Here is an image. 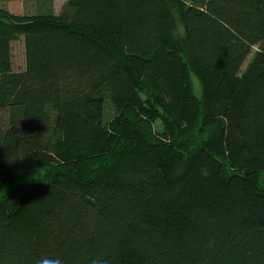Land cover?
Here are the masks:
<instances>
[{
  "label": "trees",
  "instance_id": "obj_1",
  "mask_svg": "<svg viewBox=\"0 0 264 264\" xmlns=\"http://www.w3.org/2000/svg\"><path fill=\"white\" fill-rule=\"evenodd\" d=\"M38 1L0 7V264H264V0Z\"/></svg>",
  "mask_w": 264,
  "mask_h": 264
},
{
  "label": "rangeland",
  "instance_id": "obj_2",
  "mask_svg": "<svg viewBox=\"0 0 264 264\" xmlns=\"http://www.w3.org/2000/svg\"><path fill=\"white\" fill-rule=\"evenodd\" d=\"M189 1V0H188ZM66 0H54V9L57 13L61 10L62 5ZM0 7L6 8L13 14L23 15V14H36L42 8V3L38 0H0ZM257 50L255 47L248 57L247 62L244 64L243 69L246 67L248 61L252 58L254 52ZM12 59H13V70L21 71L26 67L25 59V46L23 38H19L17 41L12 43ZM194 87L197 94H201V87L199 82L194 78ZM113 116V110L109 103L106 106V120H111ZM157 127V124H156ZM25 175L17 177V180L20 181Z\"/></svg>",
  "mask_w": 264,
  "mask_h": 264
},
{
  "label": "crops",
  "instance_id": "obj_3",
  "mask_svg": "<svg viewBox=\"0 0 264 264\" xmlns=\"http://www.w3.org/2000/svg\"><path fill=\"white\" fill-rule=\"evenodd\" d=\"M57 12V11H56Z\"/></svg>",
  "mask_w": 264,
  "mask_h": 264
}]
</instances>
